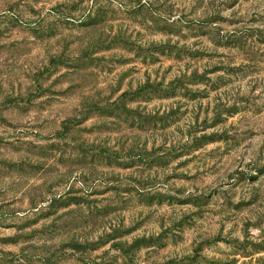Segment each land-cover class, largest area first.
<instances>
[{"label": "rangeland", "instance_id": "rangeland-1", "mask_svg": "<svg viewBox=\"0 0 264 264\" xmlns=\"http://www.w3.org/2000/svg\"><path fill=\"white\" fill-rule=\"evenodd\" d=\"M0 264H264V0H0Z\"/></svg>", "mask_w": 264, "mask_h": 264}]
</instances>
